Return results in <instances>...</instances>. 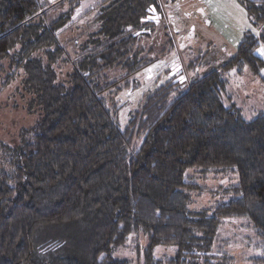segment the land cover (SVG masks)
Masks as SVG:
<instances>
[{"label": "trees", "instance_id": "16d2710c", "mask_svg": "<svg viewBox=\"0 0 264 264\" xmlns=\"http://www.w3.org/2000/svg\"><path fill=\"white\" fill-rule=\"evenodd\" d=\"M56 1L0 0V81L5 60L23 69L34 115L14 143H0V264H133L113 253L140 237L142 264H234L216 243L233 220L253 231L248 264H264V108L245 119L225 76L246 68L261 76L264 0H238L252 30L223 70L191 83L174 74L124 128L108 95L152 64L141 43L155 33L148 18L162 14L159 0H101L97 29L72 59L59 32L84 0ZM52 8L66 9L50 21ZM208 54L190 66H204ZM191 171L238 183L223 188L230 198L213 211L194 210ZM158 246L177 254L156 258Z\"/></svg>", "mask_w": 264, "mask_h": 264}, {"label": "rangeland", "instance_id": "374dc122", "mask_svg": "<svg viewBox=\"0 0 264 264\" xmlns=\"http://www.w3.org/2000/svg\"><path fill=\"white\" fill-rule=\"evenodd\" d=\"M100 1L84 0L76 10L72 24L59 32L60 43L71 59L79 49L77 43L81 44L97 29L93 21L97 12L92 9ZM159 3L162 14L152 9L148 18L157 23L155 33L145 37L141 43L145 48L144 56L149 57L152 64L132 77L128 87L124 86L108 95L110 106H120L117 120L121 128L140 109L145 98L174 74H177L179 81L185 79L191 83L198 76H204L212 70H223L225 62L235 56L244 33L252 30L248 16L238 0H159ZM65 9H50V21H54ZM261 49H264L263 45ZM203 53H209V62L202 67L190 66ZM258 54L264 59L260 51ZM3 64L4 79L0 81V143L12 144L17 140L21 128L32 125L34 115L28 110L23 69L16 68L10 60H5ZM67 65L61 66V81H65L71 72V63ZM169 70L174 72L168 74ZM9 75H13V80L4 84L3 80ZM106 76L112 79L110 73ZM225 76L231 104L241 110L245 119H253L264 108V70L260 77H256L247 68L242 73L229 69ZM190 173L198 185L191 206L194 210L213 211L230 198L223 193V188L238 183V179L233 176L211 174L203 177L197 171ZM246 224L238 220L228 221L220 228L217 236L218 247L222 253L234 258V264H248V259L257 254L249 245L254 236ZM147 244V239L140 237L127 247L116 249L113 255L133 264H142ZM176 254V247L158 246L154 250L155 257L159 259H172Z\"/></svg>", "mask_w": 264, "mask_h": 264}, {"label": "snow or ice", "instance_id": "6c2138e0", "mask_svg": "<svg viewBox=\"0 0 264 264\" xmlns=\"http://www.w3.org/2000/svg\"><path fill=\"white\" fill-rule=\"evenodd\" d=\"M259 51L261 55H264V49H260Z\"/></svg>", "mask_w": 264, "mask_h": 264}, {"label": "built area", "instance_id": "2783aa9c", "mask_svg": "<svg viewBox=\"0 0 264 264\" xmlns=\"http://www.w3.org/2000/svg\"><path fill=\"white\" fill-rule=\"evenodd\" d=\"M52 4H55L57 1L56 0H50Z\"/></svg>", "mask_w": 264, "mask_h": 264}]
</instances>
